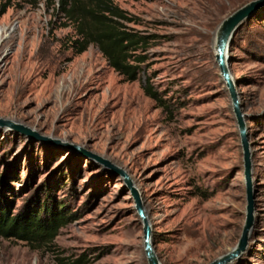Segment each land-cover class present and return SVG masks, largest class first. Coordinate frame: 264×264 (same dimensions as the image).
Wrapping results in <instances>:
<instances>
[{"label": "rangeland", "instance_id": "obj_1", "mask_svg": "<svg viewBox=\"0 0 264 264\" xmlns=\"http://www.w3.org/2000/svg\"><path fill=\"white\" fill-rule=\"evenodd\" d=\"M113 1L132 17L128 27L153 37L143 67L173 114L145 94L144 72L126 81L94 43L77 53L76 24L57 12L58 0L8 7L0 15V30L11 29L0 38V117L48 138L0 127V171L14 187L13 211L52 193L77 218L51 242L0 237V264H148L123 179L70 144L131 173L163 264H208L243 234L244 152L215 38L223 19L251 0ZM229 54L257 203L250 247L232 264H264V6L237 30Z\"/></svg>", "mask_w": 264, "mask_h": 264}, {"label": "trees", "instance_id": "obj_2", "mask_svg": "<svg viewBox=\"0 0 264 264\" xmlns=\"http://www.w3.org/2000/svg\"><path fill=\"white\" fill-rule=\"evenodd\" d=\"M42 0H2L0 15L8 7L18 5L37 6ZM47 4L57 0H46ZM57 12L60 10L76 24L78 38L74 41L77 53L86 50L89 43L98 45L111 67L124 77L126 81L141 78L146 70L145 54L152 36L135 28L128 27L126 21H133L126 11L113 0H58ZM144 84V92L155 100L169 114L173 107L148 81ZM11 174V173H10ZM10 175L0 171V237L15 239L34 245L40 242H51L61 227L77 218L64 200L53 198V194L41 198H31L18 212H14V187L8 182ZM203 194V193H202ZM84 262L76 261L74 264Z\"/></svg>", "mask_w": 264, "mask_h": 264}, {"label": "water", "instance_id": "obj_3", "mask_svg": "<svg viewBox=\"0 0 264 264\" xmlns=\"http://www.w3.org/2000/svg\"><path fill=\"white\" fill-rule=\"evenodd\" d=\"M264 6V0H251L244 4L230 15H228L217 28L215 38V57L220 70L221 77L227 86L232 99L233 108L237 117L240 135L242 139V146L244 152V175L247 193V207H246V223L243 234L238 244L226 254L219 256L208 264H232L235 260L241 258L250 247L253 231L256 225V188L254 181V162L253 149L250 140L249 127L247 122V115L243 110L240 91L238 83L232 73L230 67V47L237 30L244 24L245 21L252 18L257 11ZM13 29V28H12ZM0 127L11 128L23 134L30 135L39 140H48L47 137L42 136L35 129L16 122L9 118L0 117ZM69 145V143H68ZM72 148L84 156L96 159L105 167L111 169L116 176H120L127 189L130 191L135 210L142 223L143 229V249L147 258L148 264H163L157 253L154 243V227L145 205V200L141 189L137 185L131 173L124 167L116 164L111 159L99 155L91 150L85 149L76 144H70Z\"/></svg>", "mask_w": 264, "mask_h": 264}, {"label": "bare ground", "instance_id": "obj_4", "mask_svg": "<svg viewBox=\"0 0 264 264\" xmlns=\"http://www.w3.org/2000/svg\"><path fill=\"white\" fill-rule=\"evenodd\" d=\"M10 30L11 29H9L8 27H4V28H2L1 30H0V38H2L3 37V34L6 32H8V34H9V32H10Z\"/></svg>", "mask_w": 264, "mask_h": 264}]
</instances>
